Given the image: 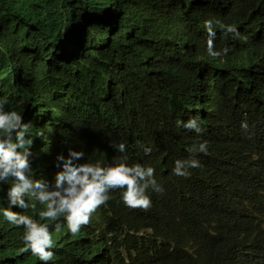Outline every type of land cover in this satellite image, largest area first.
<instances>
[{
    "label": "clouds",
    "instance_id": "9594fccd",
    "mask_svg": "<svg viewBox=\"0 0 264 264\" xmlns=\"http://www.w3.org/2000/svg\"><path fill=\"white\" fill-rule=\"evenodd\" d=\"M254 11L0 0V264H264Z\"/></svg>",
    "mask_w": 264,
    "mask_h": 264
},
{
    "label": "trees",
    "instance_id": "16d2710c",
    "mask_svg": "<svg viewBox=\"0 0 264 264\" xmlns=\"http://www.w3.org/2000/svg\"><path fill=\"white\" fill-rule=\"evenodd\" d=\"M254 13H257V14H256V20H257L259 23L264 22V11H260V12L254 11ZM254 13H253V15H254ZM25 16H26V17H29V14H26Z\"/></svg>",
    "mask_w": 264,
    "mask_h": 264
},
{
    "label": "rangeland",
    "instance_id": "374dc122",
    "mask_svg": "<svg viewBox=\"0 0 264 264\" xmlns=\"http://www.w3.org/2000/svg\"><path fill=\"white\" fill-rule=\"evenodd\" d=\"M28 65H30V62L28 61ZM38 66H41V62H38ZM57 236V235H55Z\"/></svg>",
    "mask_w": 264,
    "mask_h": 264
}]
</instances>
